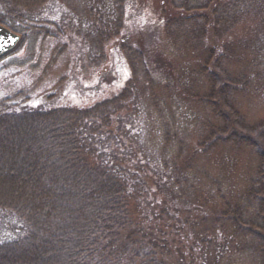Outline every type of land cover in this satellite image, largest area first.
Segmentation results:
<instances>
[{"label":"trees","instance_id":"1","mask_svg":"<svg viewBox=\"0 0 264 264\" xmlns=\"http://www.w3.org/2000/svg\"><path fill=\"white\" fill-rule=\"evenodd\" d=\"M96 1L99 13L90 5L79 17L84 22L94 13L84 31L90 60L106 58L104 44L121 33L130 8L157 14L172 51L163 45L158 47L163 54L153 56L157 84L146 66L144 52L151 49L136 33L120 46L133 78L114 91L101 88L98 97L75 106L15 107L0 100V264H169L166 233L151 224L146 209L151 162L129 116L148 99L162 113L158 86L168 89L169 81L221 122L200 141V151L219 141L256 148L259 163L244 203L227 204L223 214L232 221V240L243 238L235 250L264 264V138L232 103L237 93L259 91L264 84V0ZM52 2L0 0V23L20 34L1 57L29 33H48L42 30L43 14ZM78 13L73 11L70 21ZM175 46L194 58L180 64V73L164 54L169 49L176 55ZM164 68L168 74L162 77ZM203 78L209 82L206 91L192 88ZM165 130L170 141L173 133L167 125ZM248 209L253 217L244 219ZM214 241L216 259L210 264L228 247Z\"/></svg>","mask_w":264,"mask_h":264},{"label":"rangeland","instance_id":"2","mask_svg":"<svg viewBox=\"0 0 264 264\" xmlns=\"http://www.w3.org/2000/svg\"><path fill=\"white\" fill-rule=\"evenodd\" d=\"M90 5L93 12H100L96 0H54L46 7L43 15L47 23L41 24L42 30L48 33H29L16 49L0 57V100L14 103L15 107L75 106L98 97L101 88L114 91L133 78L120 46L121 40L131 39L136 33L146 41L147 49H151L150 53L144 52L146 66L151 68L156 84L160 83L157 74L152 72L155 71L153 56L163 54L158 48L163 45L172 51V44L164 36V22L157 14L130 8L121 33L104 44L106 58L96 63L88 58L90 48L84 32L86 24L94 19V13L84 18V22L80 19L84 16L83 10ZM75 10L80 13L76 21H70L68 17L74 15ZM109 17L113 18L111 14ZM169 49L164 51L165 58L175 62L177 73H180L181 63L190 64L194 60L180 46L173 48L176 55L168 54ZM229 66L232 71L238 69V66ZM164 70L162 77L168 74V70ZM169 83L168 89H160L161 84L158 86L162 113L148 99L139 110L130 113L133 121L128 119L141 136L145 155L151 162L146 209L151 213V224L166 233L172 250L168 254L169 264H210L217 253L213 250L214 240L217 245H228L218 251L216 264H257L249 253L235 250V245L240 246L243 238L232 240L229 236L232 221L223 214L228 210L227 204L236 207L244 203L249 179L259 163L256 148L219 141L209 151H200V141L221 122L208 106L186 97L181 88L176 90L173 83ZM208 85L203 78L196 80L192 88L202 92ZM232 103L243 121L264 138V84L259 91L237 93ZM165 125L174 136L170 141L164 137ZM247 211L244 219L253 217V210ZM204 250H208L207 255Z\"/></svg>","mask_w":264,"mask_h":264},{"label":"water","instance_id":"3","mask_svg":"<svg viewBox=\"0 0 264 264\" xmlns=\"http://www.w3.org/2000/svg\"><path fill=\"white\" fill-rule=\"evenodd\" d=\"M16 33L0 23V54L10 49L19 39Z\"/></svg>","mask_w":264,"mask_h":264}]
</instances>
